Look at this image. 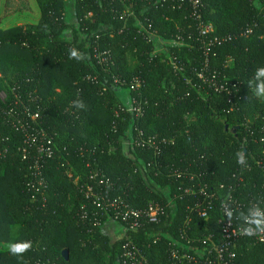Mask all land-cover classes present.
Returning <instances> with one entry per match:
<instances>
[{
  "label": "trees",
  "instance_id": "obj_1",
  "mask_svg": "<svg viewBox=\"0 0 264 264\" xmlns=\"http://www.w3.org/2000/svg\"><path fill=\"white\" fill-rule=\"evenodd\" d=\"M204 1L223 40L211 51L206 81L196 73L205 65L196 34L158 51L141 27L165 40L194 31L188 4L176 0H138L127 20L125 0H36L37 22L0 25V91L8 97L0 103V264H123L128 242L145 264H187L174 251L198 257L201 250L211 260L207 237L222 240L226 194L240 210L264 198V101L248 99L246 85L264 65V0ZM73 47L87 58L69 59ZM119 91L141 105V117L119 111ZM77 93L86 111L69 108ZM25 106L39 115L36 142H25L6 112L24 117ZM140 132L155 136L158 148L137 146ZM238 150L246 167L236 163ZM87 184L102 207L86 198ZM112 199L139 211L158 204L165 214L156 223L144 216L136 226L123 223L112 240L102 231L114 217ZM13 239L32 240V250L13 257L6 250ZM232 244L234 264H264V240L240 236Z\"/></svg>",
  "mask_w": 264,
  "mask_h": 264
},
{
  "label": "built area",
  "instance_id": "obj_2",
  "mask_svg": "<svg viewBox=\"0 0 264 264\" xmlns=\"http://www.w3.org/2000/svg\"><path fill=\"white\" fill-rule=\"evenodd\" d=\"M127 3V6L121 11L120 18L127 20L129 17H132L135 15L133 7L138 4V0H125ZM146 2L147 0H139ZM158 1H164V0H158ZM176 3L180 6L183 4H188L189 6V16L193 20V25L190 26V28H193L194 31L187 34H178L176 37H174L171 40H165L163 37H161V41L164 44V48L161 49V51L166 49V46L168 45H181L186 42L187 39L191 40L193 39V33L196 34L197 40L201 43V47L203 48V52L205 54V65L203 69L197 70L196 73L198 74L199 78L203 81H206V71L210 69L209 67V60H210V54L214 46L220 45L222 43V39L219 37H216L213 35L214 27L212 23L208 22L205 18L204 10H206L207 4L204 0H176ZM141 25V22H138ZM193 26V27H192ZM142 29L146 32V35L148 36L150 41H154L156 44V38H159L160 36L157 35L155 32L149 31L146 27H143L141 25ZM157 46V45H156ZM159 51V49H157ZM172 64L176 67V63L171 60ZM137 86H140V84L137 82ZM220 89L224 90V85L220 86ZM7 93L5 91H0V103L5 104L7 102ZM129 111L131 113H134L136 117H141L144 113L141 105L135 104L132 100L129 104H124L120 106L119 111ZM8 115L11 116V124L16 130H22L26 135L25 142H29L30 140H33L36 142V136L34 135L35 127L33 126V123H35V120L39 118L38 113H33L30 111V108L27 106L24 107V112L26 115L24 117L20 116L19 114L15 113L14 110L10 109L9 111H6ZM34 132V133H32ZM37 134V133H36ZM136 145L140 147H153L154 149L158 148L157 139L155 136H145L142 132L139 133V138L136 140ZM131 144V143H130ZM26 151V148L24 149ZM40 152H48L50 153V149H44L42 146L39 147ZM37 163V162H36ZM99 176L98 174H91L90 178L96 179ZM104 175L99 176L100 182L104 183ZM44 180L42 179L40 184L42 185ZM107 184V183H105ZM203 193L208 198L209 202L211 203V200L213 199V196L208 194L206 192V189L203 187L201 188ZM190 191V190H188ZM83 193L85 194L86 198L91 200L94 204V206L102 207L103 204L101 202V195L99 192H97L92 184H87L86 187L83 189ZM109 203V204H108ZM201 208L199 213L202 218H206L209 214V209H211V206ZM102 204V206H101ZM106 204L110 205L114 208V217L111 218L112 220H115L117 222H120L121 225L129 224L132 219H135L133 226H136L138 224V219L140 216H144L147 221L149 222H159L160 219L165 214V208L162 206H159L158 204H150L145 210L139 211L135 210L132 207H130L128 204L124 203L121 199H112L111 201H107ZM105 204V205H106ZM86 212H84L85 216ZM137 219V220H136ZM223 229H222V240L216 241L213 239V236H208L209 248L214 253V259L205 258L204 252L201 250H198L196 254L197 256H192L188 254H181L179 255L176 251L173 252V256L175 258H182L185 259L187 264H210L211 262H214V264H234V252L231 251V247L233 246L232 242L233 239H237L240 237L239 233L236 231L235 223H232L229 225L228 222L223 223ZM235 233V234H233ZM259 238V237H258ZM260 240H264L262 238H259ZM5 246V242H0V248ZM123 264H145L147 261L144 257V255L141 253L139 249L134 247L130 242L126 243L123 247V251L121 253V258Z\"/></svg>",
  "mask_w": 264,
  "mask_h": 264
},
{
  "label": "clouds",
  "instance_id": "obj_3",
  "mask_svg": "<svg viewBox=\"0 0 264 264\" xmlns=\"http://www.w3.org/2000/svg\"><path fill=\"white\" fill-rule=\"evenodd\" d=\"M68 58L81 62L87 58V54L73 47L68 50ZM246 85L251 93L248 99L264 101V65L255 68L252 77L247 81ZM87 107L79 93L76 94V98L69 104V108L75 109L76 113L86 111ZM76 113L73 114L75 115ZM234 155L239 166L242 168L247 166L246 152L244 150H238ZM221 211L224 217L223 220H227L229 225L233 221L237 222L235 229L240 236H255L264 239V198L251 201L246 210H240L234 207L231 194L227 193L221 202ZM32 248L33 241L30 239H13L6 245V250L10 255L21 259Z\"/></svg>",
  "mask_w": 264,
  "mask_h": 264
},
{
  "label": "rangeland",
  "instance_id": "obj_4",
  "mask_svg": "<svg viewBox=\"0 0 264 264\" xmlns=\"http://www.w3.org/2000/svg\"><path fill=\"white\" fill-rule=\"evenodd\" d=\"M5 0L3 1L1 16L2 20L0 25L2 27H10L15 25L24 24L26 22H37L39 19V8L36 0H10L8 5L5 6ZM70 7H73V2H70ZM156 45L159 51L164 48V44L161 41V37L156 38ZM121 94V99L125 104L130 103V96L128 92L119 91ZM189 120L193 117L189 116ZM130 137L131 132H129V137L124 140V148L126 152L130 151ZM124 227L120 222L115 220H108L102 227V231L109 235L112 240H116L122 237L124 233Z\"/></svg>",
  "mask_w": 264,
  "mask_h": 264
},
{
  "label": "water",
  "instance_id": "obj_5",
  "mask_svg": "<svg viewBox=\"0 0 264 264\" xmlns=\"http://www.w3.org/2000/svg\"><path fill=\"white\" fill-rule=\"evenodd\" d=\"M67 252H68L67 250H65V251H64V254H65V256H67V255H68V253H67Z\"/></svg>",
  "mask_w": 264,
  "mask_h": 264
}]
</instances>
